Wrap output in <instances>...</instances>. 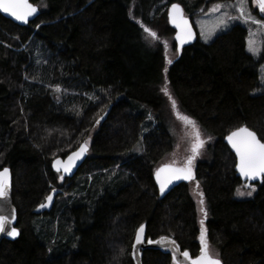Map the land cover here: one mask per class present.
<instances>
[{"label": "trees", "instance_id": "obj_1", "mask_svg": "<svg viewBox=\"0 0 264 264\" xmlns=\"http://www.w3.org/2000/svg\"><path fill=\"white\" fill-rule=\"evenodd\" d=\"M211 1L31 0L41 14L25 27L0 14V170L12 171L18 212V237L0 244V264H136L132 251L141 224L146 240L169 237L195 258L201 220L223 264H264V180L247 195L224 142L241 126L264 141V49L259 58L249 54L248 30L239 24L209 44L198 40L171 63L161 44L152 52L145 43V29L158 37L174 34L172 4L192 16ZM164 87L177 109L195 120L206 149L194 180L161 198L155 170L175 148ZM84 141L86 162L74 178L61 180L52 161ZM91 177L100 179L97 189ZM52 189L62 190L54 209L33 214ZM195 189L204 194L203 219ZM57 210L75 234L52 224L45 239L54 242L50 253L35 220ZM69 235L77 236L71 249ZM141 260L176 264L151 248L141 250Z\"/></svg>", "mask_w": 264, "mask_h": 264}, {"label": "snow or ice", "instance_id": "obj_2", "mask_svg": "<svg viewBox=\"0 0 264 264\" xmlns=\"http://www.w3.org/2000/svg\"><path fill=\"white\" fill-rule=\"evenodd\" d=\"M256 4L259 7L261 12H264V0H255ZM220 7V6H217ZM0 9H2L5 13H9L15 19L27 22L28 18L37 12V7L34 6L29 0H0ZM240 16L247 22L249 19H252L253 23L259 24L264 27V20H255L251 18L249 13H246L244 8V0H240ZM170 19L171 22L178 28L180 31L177 33L176 39L180 41L181 44L190 40L193 37V32L191 25L189 24L186 17L183 15V10L180 5L173 4L170 10ZM220 25H227V21L225 19H221L219 21ZM145 31L149 32V35L153 38H156V33L152 32L150 29H145ZM214 31V29H213ZM207 39V37H205ZM249 51L253 54L257 53V49L253 46V41L249 40ZM171 63V61H169ZM167 69H165V72ZM264 80V77L261 78ZM57 90H59L57 86ZM162 91L169 96L171 100V105L173 110L176 111L177 117L183 121L186 126L191 127V135L194 139L191 142V155H188L184 163L180 166H177L175 162L171 164H165L155 170L156 181L159 184L160 192L163 193L165 188L172 183L174 180H192L194 179L193 169H192V161L199 154V149L203 147L204 141L200 138V131L196 125L195 120L191 117L181 114L177 110L176 101L172 99L171 95L168 93L167 87H164ZM99 121H97L98 123ZM228 142L231 144V147L235 150L236 155L238 157V163L236 164V168L239 170L240 174L247 179H256L259 177H264V141L257 137V134L250 130L246 126H241L232 131L228 137ZM87 141H84L77 151L73 152L71 155L67 157L66 161H62L57 158L54 161L53 166L56 168L57 172L69 173L72 167L75 165V162L80 159L83 154L87 151ZM60 179H63V175L60 176ZM197 188H199V182H197ZM248 187H253L249 185ZM10 189V181H9V169L3 168L0 170V199H6L9 195ZM55 192V189H52ZM238 195H245V192H242L240 189H237ZM247 195L251 196L252 192L248 191ZM200 200L199 203L201 205L200 212L203 213L204 216H207V211L203 207V192L198 193ZM47 201L52 200V195H48L46 197ZM46 205L41 204L40 207H45ZM11 219H15L14 213ZM9 217L6 215L0 214V232H4L6 230V225L8 224ZM201 224V232H200V241L201 247L199 255L195 258L190 256L187 250H184L180 253L184 257V260L188 262V264H221V261L216 258L209 251V246L205 240V230L203 228L204 221H200ZM143 233H144V225L141 224L136 231L135 234V244H133V249H135L136 244H140L143 242ZM18 234L16 228H11V230L7 231L8 236H15ZM148 243H153L152 240H148ZM172 245L175 248L176 242L174 240H170L166 236L160 237L159 241L156 243H164ZM172 259L176 262V264H180V261L177 260L176 255H173Z\"/></svg>", "mask_w": 264, "mask_h": 264}, {"label": "rangeland", "instance_id": "obj_3", "mask_svg": "<svg viewBox=\"0 0 264 264\" xmlns=\"http://www.w3.org/2000/svg\"><path fill=\"white\" fill-rule=\"evenodd\" d=\"M252 1L250 0H244V8L246 13H249L251 18L255 20H264V16H261V14L256 12V7L252 5ZM220 6V7H217ZM184 14L186 17L190 18L193 22L194 27L196 28L198 32V40L202 43L209 44L213 42L216 37L222 33H225L229 31L232 27L235 25H243L248 30V36H247V52L254 56L255 58H259L261 54L263 53L264 49V27H262L259 24L253 23L252 19H249L247 22L240 16V0H233L230 2H223V1H211L208 5L207 9L203 13H198L197 15H190L187 11L184 10ZM221 19H225L227 21V25H220L219 21ZM214 29V31H213ZM152 31V30H151ZM145 43L147 44V47H149V50L152 52H156L158 45L161 44V51L162 54L165 57V63H169V61H174L179 56V51L175 47V38L174 34L167 33L165 35H161L158 37L156 34V38H153L149 35V32L145 31ZM154 32V31H152ZM156 33V32H155ZM207 37V39H205ZM253 41V46L257 49V53L253 54L251 51H249V40ZM260 74V81L262 85L264 86V80L261 78L264 77V62L261 64L259 69ZM174 99V97H172ZM170 103V111H171V119L167 122L169 130L175 140V148L171 152L169 156L166 157V159L163 161L164 164H171L175 162L177 166H180L184 163L185 158L188 155H191V142L194 139V137L191 135V127L186 126L183 121H181L177 115L176 111L173 110ZM178 110V109H177ZM179 111V110H178ZM180 112V111H179ZM181 113V112H180ZM182 114V113H181ZM150 122L148 119L146 123ZM198 127V125H197ZM199 129V128H198ZM200 131V130H199ZM200 138L202 140H205V135L200 131ZM206 149V143L204 142L203 147L199 149V154L194 158L192 161V169L193 172L196 167V163L203 159V153ZM100 179L96 180V178L91 177L90 178V187L93 189H97L100 186V183L98 182ZM112 184V181L110 182ZM124 184V183H123ZM243 191L247 190L251 191L252 194L255 191L253 187H243ZM195 194V198L197 200L199 211H200V197L198 193L200 192L198 189L193 190ZM91 196L94 198L95 193L91 194ZM74 197H77L74 195ZM90 201V199H89ZM205 208V203L203 205ZM201 219H203V213L200 212ZM59 211L57 210L53 215H47V216H40L37 217L35 220V229L37 234L42 238L44 243L49 247L50 253H52V249L54 248V242L52 244L49 243V241H46L50 235L49 231L52 230L51 226L52 224L56 223L57 227L60 225L65 232L68 234L74 235V229L73 226H71V223L67 221V218L63 221L61 218H58ZM57 229V228H56ZM71 235L67 237L66 241H70L69 247L67 249H71L73 247H76V240L77 236L75 235V238ZM51 237L49 238V240ZM209 251L211 254H213L215 257H218V253L209 246Z\"/></svg>", "mask_w": 264, "mask_h": 264}, {"label": "water", "instance_id": "obj_4", "mask_svg": "<svg viewBox=\"0 0 264 264\" xmlns=\"http://www.w3.org/2000/svg\"><path fill=\"white\" fill-rule=\"evenodd\" d=\"M255 1V0H254ZM30 3L31 0H29ZM33 4V3H32ZM174 4H178V3H174ZM34 6L37 7V12L35 14H33L32 16H30L27 20V22H22V21H19L17 19H15V17H13L12 15H10L9 13H5L2 9H0V14L5 17L6 19L12 21L13 23L19 25V26H22V27H25L27 25H29L31 22H33L34 20H36L40 14H41V9L39 6L33 4ZM173 5V4H172ZM172 5L170 6L169 8V11H168V22H169V25L170 27L174 30V38H175V45H176V48L177 50L179 51V53H181L183 50H185L186 48L194 45L197 41H198V32L196 30V28L194 27L193 25V22L190 18L186 17L185 14H184V9L183 7L180 5L181 9L183 10V15L186 17V19L188 20L189 24L191 25V28H192V32H193V37L190 39V40H187L186 42H184L183 44L180 43V41H178L176 39V36H177V33L180 31L178 28H176V26L171 22V19H170V10L172 8ZM111 111V107L107 110V112L103 115L102 117V120L105 121V119L107 118L108 114L110 113ZM249 128V127H248ZM250 129V128H249ZM252 130V129H250ZM253 131V130H252ZM255 132V131H254ZM256 133V132H255ZM257 134V133H256ZM229 135V134H228ZM228 135L226 136L224 142L225 144L228 146V148L230 149V151L232 152V154L235 156V159H236V164L238 163V157L236 155V152L235 150L231 147V144L228 142L227 140V137ZM258 138H260L258 135H257ZM79 148V147H78ZM77 148V149H78ZM77 149L75 151H77ZM73 151V152H75ZM89 151H90V146L87 144V151L83 154V156L78 159L76 162H75V165L72 167L71 171L69 173H63L62 171L61 172H57L56 171V168L53 166L54 164V161L57 159H54L52 161V164H51V169L54 173L56 174H60V175H63V178L64 179H72L74 178L77 173L79 172V169L83 166V164L86 162L87 158H88V155H89ZM73 152H71L69 155H71ZM68 155V156H69ZM66 156L65 158H62V157H58L60 160L62 161H66L67 160V157ZM165 165V164H164ZM162 166V165H161ZM160 166V167H161ZM8 168V167H6ZM9 169V181H10V189H9V195L6 199H0V214L2 215H6L9 217V221H8V224L6 225V230L4 232H0V244L2 243V241L4 240H8V241H15L18 237V234L15 235V236H8L7 235V231L8 230H11V228H16L17 226V221H18V212H17V209L13 203V199H12V187H13V177H12V171L10 168ZM235 172H236V176L241 180V182L243 184H246V186H249V185H258V184H261L264 180V177H259V178H256V179H247L245 178L244 176H242L239 172V170L236 168L235 166ZM194 175V174H193ZM195 178V177H194ZM194 179L192 180H174L172 181V183H170L167 188H165L164 192L161 193L160 192V188H159V184L157 183L156 181V177H155V183H156V186L160 192V197L163 198L165 197L167 194H169L173 189H175L176 187H178L179 185L183 184V183H190L192 182ZM62 193V190L60 189H55V192H51L49 195H52V200L51 201H47L46 199L44 200L43 203L41 204H44L46 205L45 207H40V205L33 211V214L35 215H44L46 213H50L53 209H54V206L56 204V200H57V197ZM14 213V216H15V219H11L12 215ZM17 229V228H16ZM18 231V230H17ZM169 238V237H168ZM160 239V238H159ZM159 239L157 240H152L153 243H148L145 239V228H144V233H143V242L140 243V244H136L135 245V249H133L132 251V257L133 259L135 260L136 264H142V260H141V250L144 249V248H151V249H158L160 251H162L163 253L165 254H170L172 257L173 255H176L177 257V260L180 261V264H188L187 261L184 260V257L182 255H180L181 252V248L180 246L176 243L175 245V248L168 244L167 242H164V243H156V241H159ZM170 240H173L171 238H169ZM134 244H135V240H134ZM217 258V257H216ZM219 259V258H218ZM220 260V259H219ZM174 261V260H173ZM221 261V260H220ZM175 262V261H174ZM176 263V262H175ZM221 264H223V262L221 261Z\"/></svg>", "mask_w": 264, "mask_h": 264}, {"label": "flooded vegetation", "instance_id": "obj_5", "mask_svg": "<svg viewBox=\"0 0 264 264\" xmlns=\"http://www.w3.org/2000/svg\"><path fill=\"white\" fill-rule=\"evenodd\" d=\"M252 3L259 10V7L254 0H252ZM259 12L264 16V12H261L260 10H259Z\"/></svg>", "mask_w": 264, "mask_h": 264}]
</instances>
